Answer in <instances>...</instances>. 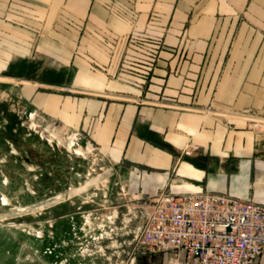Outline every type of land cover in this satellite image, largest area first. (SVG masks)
Instances as JSON below:
<instances>
[{
    "label": "crops",
    "instance_id": "0c3cea01",
    "mask_svg": "<svg viewBox=\"0 0 264 264\" xmlns=\"http://www.w3.org/2000/svg\"><path fill=\"white\" fill-rule=\"evenodd\" d=\"M0 79L141 200L264 202V0H0Z\"/></svg>",
    "mask_w": 264,
    "mask_h": 264
},
{
    "label": "rangeland",
    "instance_id": "374dc122",
    "mask_svg": "<svg viewBox=\"0 0 264 264\" xmlns=\"http://www.w3.org/2000/svg\"><path fill=\"white\" fill-rule=\"evenodd\" d=\"M15 90L0 79V138L14 137L8 154L0 139V264H138L142 200L123 172Z\"/></svg>",
    "mask_w": 264,
    "mask_h": 264
},
{
    "label": "built area",
    "instance_id": "2783aa9c",
    "mask_svg": "<svg viewBox=\"0 0 264 264\" xmlns=\"http://www.w3.org/2000/svg\"><path fill=\"white\" fill-rule=\"evenodd\" d=\"M139 209L137 247L165 252L167 264H258L264 253V202L253 198L163 187Z\"/></svg>",
    "mask_w": 264,
    "mask_h": 264
},
{
    "label": "trees",
    "instance_id": "16d2710c",
    "mask_svg": "<svg viewBox=\"0 0 264 264\" xmlns=\"http://www.w3.org/2000/svg\"><path fill=\"white\" fill-rule=\"evenodd\" d=\"M7 136L9 137V139L11 138V140H13V138H14L12 134L11 135L2 134V138H0V139H4V141H6V138H8ZM19 148L20 149H24V148H21L20 145H19ZM166 257H167V254L165 252H163V251L145 252V253L139 255L138 264H141V263L142 264H148L149 263V259H151V260L152 259H157L158 264H163L166 261Z\"/></svg>",
    "mask_w": 264,
    "mask_h": 264
},
{
    "label": "flooded vegetation",
    "instance_id": "af4514ba",
    "mask_svg": "<svg viewBox=\"0 0 264 264\" xmlns=\"http://www.w3.org/2000/svg\"><path fill=\"white\" fill-rule=\"evenodd\" d=\"M6 141H7V144H6V150H4L5 151V153H7L8 154V151H9V139L8 138H6ZM19 147V146H18Z\"/></svg>",
    "mask_w": 264,
    "mask_h": 264
}]
</instances>
